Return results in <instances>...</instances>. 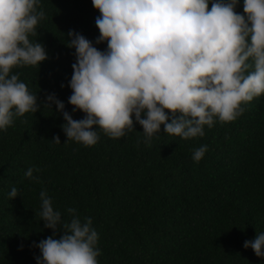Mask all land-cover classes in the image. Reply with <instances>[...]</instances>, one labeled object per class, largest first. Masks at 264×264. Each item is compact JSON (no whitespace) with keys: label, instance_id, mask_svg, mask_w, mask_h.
<instances>
[{"label":"trees","instance_id":"obj_1","mask_svg":"<svg viewBox=\"0 0 264 264\" xmlns=\"http://www.w3.org/2000/svg\"><path fill=\"white\" fill-rule=\"evenodd\" d=\"M41 6L46 16L30 39L45 45L48 58L12 71L38 102L55 92L74 119L83 118L68 102L75 49L67 34L78 31L95 44L100 12L92 0ZM235 10L243 14V0ZM95 46L105 49L107 42ZM242 106L235 120L205 125L204 136L184 139L161 125L145 143L134 121L135 130L120 138L97 128L92 146L65 142L55 104L16 117L0 131V264H37L40 251L31 242L52 234L39 216L42 189L65 220L69 207L92 218L99 264H264L243 247L264 232V94ZM201 145L208 147L197 162L193 151ZM29 167L40 169L38 180L25 176ZM13 186L20 194L10 199Z\"/></svg>","mask_w":264,"mask_h":264},{"label":"clouds","instance_id":"obj_2","mask_svg":"<svg viewBox=\"0 0 264 264\" xmlns=\"http://www.w3.org/2000/svg\"><path fill=\"white\" fill-rule=\"evenodd\" d=\"M92 0L99 10L95 23L100 35L95 44L78 31H68L74 48L72 89L68 102L74 119L55 92L43 101L29 90L12 69L40 65L48 58L43 43L30 36L45 18L42 0H0V131L42 105L62 114L61 125L69 139L85 146L98 139L97 128L112 138L124 137L142 125L144 142L163 131L184 139L204 136V126L240 116L243 104L264 94V0ZM40 6V7H38ZM64 87V84H61ZM143 114V115H142ZM96 126V127H93ZM61 143L59 136H54ZM207 145L194 149L200 161ZM39 168L29 167L25 176ZM20 194L15 186L8 197ZM40 220L52 234L32 241L37 264H99V235L91 217L80 218L75 208L65 220L46 190H41ZM59 233V234H58ZM23 248V244L18 246ZM258 257H264V232L245 240Z\"/></svg>","mask_w":264,"mask_h":264}]
</instances>
